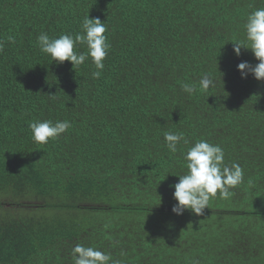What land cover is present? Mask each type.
<instances>
[{
    "label": "trees",
    "instance_id": "1",
    "mask_svg": "<svg viewBox=\"0 0 264 264\" xmlns=\"http://www.w3.org/2000/svg\"><path fill=\"white\" fill-rule=\"evenodd\" d=\"M259 8L264 0H0V264H74L77 244L115 264H264V81L242 79L237 66L259 61L233 51ZM86 16L108 29L99 79L91 58L74 71L37 43L43 32L74 36ZM205 73L214 88L182 90ZM34 120L72 126L37 144ZM169 131L189 141L174 154ZM200 139L243 178L203 215H175L174 185Z\"/></svg>",
    "mask_w": 264,
    "mask_h": 264
},
{
    "label": "clouds",
    "instance_id": "2",
    "mask_svg": "<svg viewBox=\"0 0 264 264\" xmlns=\"http://www.w3.org/2000/svg\"><path fill=\"white\" fill-rule=\"evenodd\" d=\"M82 31L71 34H61L58 38H50L43 32L37 37V43L41 53L47 54L54 62H70L74 71L91 58L95 67L92 72L93 79H99L105 68V59L110 51V44L107 42L106 23L99 18L86 16L81 25ZM245 40H238L233 43V51L237 56L241 55V49H248L259 61L255 66L248 62H241L237 68L241 78L246 79L249 74L257 81H264V8L251 12L244 25ZM8 43L14 44L13 36L7 37ZM80 45H86L87 51L80 52ZM4 42L0 41V51H3ZM216 86V81L210 74H203L199 84L182 83V90L191 95L197 91H209ZM53 100L56 95H48ZM68 120H34L29 122L28 127L32 133V140L37 144H47L50 140H56L71 128ZM166 146L171 153H176L178 145L189 141L183 133H164ZM43 159V158H42ZM187 172L179 177V182L174 185V199L177 203L173 206L172 212L175 215H183L185 211H191L197 216L203 215L208 208L209 201L217 196L227 199L233 195L231 188L237 186L243 178V169L238 163L231 166L225 164V152L220 145L211 144L207 140L200 139L188 148L185 156ZM74 264H115L109 254L93 247H85L77 244L72 249Z\"/></svg>",
    "mask_w": 264,
    "mask_h": 264
}]
</instances>
